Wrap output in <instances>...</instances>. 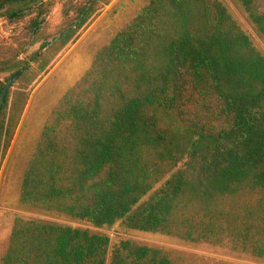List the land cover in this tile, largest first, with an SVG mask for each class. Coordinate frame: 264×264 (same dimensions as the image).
Wrapping results in <instances>:
<instances>
[{
  "label": "trees",
  "instance_id": "1",
  "mask_svg": "<svg viewBox=\"0 0 264 264\" xmlns=\"http://www.w3.org/2000/svg\"><path fill=\"white\" fill-rule=\"evenodd\" d=\"M25 1L0 0V15ZM238 1L264 37V0ZM90 3L30 56L40 73L87 26ZM19 94L10 88L0 108V168ZM20 202L100 228L227 241L264 259V55L226 5L150 0L51 111ZM110 246L89 229L18 218L0 264H171L131 241L109 261Z\"/></svg>",
  "mask_w": 264,
  "mask_h": 264
},
{
  "label": "rangeland",
  "instance_id": "2",
  "mask_svg": "<svg viewBox=\"0 0 264 264\" xmlns=\"http://www.w3.org/2000/svg\"><path fill=\"white\" fill-rule=\"evenodd\" d=\"M91 1L94 11L89 23L79 31L74 41L59 45L50 53L49 59L53 63L49 71L40 73L37 63H31L28 67L30 55L70 27L81 9ZM149 1L27 0L5 6L4 14L0 15V87L14 72H23L11 87L14 94L20 91L15 104L18 118L14 136L0 168V259L9 248L15 221L20 218L69 225L108 235L111 238L109 261L116 246L131 241L161 250L171 264H264V259L235 250L227 241L221 244L189 242L163 233L129 230L121 223L111 228H100L63 214L27 208L20 202L23 176L51 111L90 68L96 54ZM221 1L264 55V37L257 31L239 1ZM18 9L23 11L21 18L11 21L5 15ZM37 15L41 25L34 32L31 21ZM47 49L45 47L44 51ZM242 202L245 205L252 204L254 198L244 196Z\"/></svg>",
  "mask_w": 264,
  "mask_h": 264
},
{
  "label": "water",
  "instance_id": "3",
  "mask_svg": "<svg viewBox=\"0 0 264 264\" xmlns=\"http://www.w3.org/2000/svg\"><path fill=\"white\" fill-rule=\"evenodd\" d=\"M93 4V1L90 3L89 7L87 8V10L92 6ZM77 25V22L75 24L72 25L71 28H75ZM59 38H56L55 40H53L51 43H50V46H52L55 42L58 41ZM22 75V71H18L16 73H14L6 82V85H5V88L3 89V92L0 96V108L4 102V99H5V96L8 92V90L14 85V83L20 78V76Z\"/></svg>",
  "mask_w": 264,
  "mask_h": 264
},
{
  "label": "flooded vegetation",
  "instance_id": "4",
  "mask_svg": "<svg viewBox=\"0 0 264 264\" xmlns=\"http://www.w3.org/2000/svg\"><path fill=\"white\" fill-rule=\"evenodd\" d=\"M3 11H4V10H3ZM18 11H20V10L18 9ZM22 15H23V11L21 10V15H20V17H18V18H21ZM6 16H7V15H6ZM7 18L9 19L8 16H7ZM18 18H16V19H18ZM16 19H15V20H16ZM11 21H13V20H11ZM34 22H38V23H39V21H38V15H37V17H35V18L31 21V26L33 27V31L36 32V31L40 28V26H38V25L34 26V25H33ZM77 22H78V21H77ZM40 25H41V23H40ZM71 27H72V26H71ZM68 28H69V27H68ZM60 37H61V34H60L59 36L55 37L53 40H55L56 38H60ZM53 40H52V41H53ZM52 41H51V42H52ZM51 42H50V43H51ZM42 45H43V44H42ZM42 45H41V46H42ZM48 46H50V45H48ZM40 48H41V47H40ZM40 48H39V49H40ZM39 49H38V50H39ZM38 50H36V51H38ZM36 51H34V52H36ZM34 52H33V53H34ZM33 53H32V54H33ZM32 54H31V55H32ZM31 55H30V56H31ZM28 62H29L28 67L31 66V63H35V62H33V61L30 60V57H29ZM18 71H22V70H18ZM18 71H16V72H18ZM16 72H14V73H16ZM22 72H23V71H22ZM14 73H13V74H14ZM13 74H12V75H13ZM12 75H10V77H11ZM10 77H8V79H9ZM20 77H21V76H20ZM8 79H7V80H8ZM7 80H6L5 83H4V87H2V92H3V89L5 88V85H6ZM2 92H1V94H2ZM1 94H0V96H1Z\"/></svg>",
  "mask_w": 264,
  "mask_h": 264
}]
</instances>
